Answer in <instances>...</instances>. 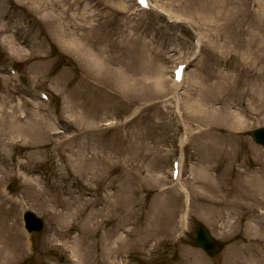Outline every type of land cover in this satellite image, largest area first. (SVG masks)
Returning a JSON list of instances; mask_svg holds the SVG:
<instances>
[{"label": "rangeland", "instance_id": "374dc122", "mask_svg": "<svg viewBox=\"0 0 264 264\" xmlns=\"http://www.w3.org/2000/svg\"><path fill=\"white\" fill-rule=\"evenodd\" d=\"M121 1L0 0V264H78L82 230L85 262L103 264L102 236L124 220L118 263L128 256L130 264H225L236 245L264 246V170L261 192L232 191L236 174L264 162L250 136L264 127V113H242L249 93L264 87V0H152L167 18L138 15L132 0ZM204 2L213 9L209 21ZM51 10L64 30L87 37V50L102 54L100 71L51 35L43 18ZM187 58L173 99L171 70ZM9 66L27 90L14 86ZM230 82L238 88H222ZM237 114L243 130L222 121ZM173 157L183 165L177 187ZM9 184L12 197L2 191ZM179 187L191 194L183 222L184 199L171 190ZM22 206L44 220L34 252ZM218 214L222 220L212 222ZM199 225L221 245L217 254L195 247Z\"/></svg>", "mask_w": 264, "mask_h": 264}, {"label": "bare ground", "instance_id": "6f19581e", "mask_svg": "<svg viewBox=\"0 0 264 264\" xmlns=\"http://www.w3.org/2000/svg\"><path fill=\"white\" fill-rule=\"evenodd\" d=\"M30 1L32 5H35V6L38 5V7L41 6L42 0H30ZM117 5L118 7H121V6H124V3L121 0H117ZM201 5H202L200 8V12L202 13L201 16L204 17L203 19L204 21L205 20L209 21L208 19L211 18L213 9L207 2L201 3ZM43 18H45V20H47L48 22L51 35L63 45L65 50L71 53L77 54L82 62L86 64H91V66L89 65L90 66L89 68H92V69H89V70L93 71L94 73L95 72L97 73V71H100L101 67H103V64L105 63L103 61L102 54L99 53V56L97 57V54L92 52V50L91 51L87 50V48L85 47V45L88 44V40L86 36L85 38H78L74 36L75 34L74 32L64 30L62 28L63 24H60L59 22L58 15H56V12L52 10L50 12L44 11ZM85 20L86 19H83V21ZM7 47L11 55H14L19 58L20 53H18V51L20 50L18 48L12 45L11 46L8 45ZM185 77H186V73H184L182 88L185 83ZM121 79L124 80V77H122ZM159 84L161 85V82H158L157 86ZM221 85H222V88H228V87L234 88L236 86L238 88L239 86L238 84H236V82L235 83L234 82L223 83ZM252 91L251 93H249L250 99L248 101V106L246 109H242V113H245L247 115V112H249V110H253L256 113H264V87H259V89L256 88L253 93ZM187 102H188L186 104L187 111H190L192 115H195L196 113L194 110V103L191 101L189 102V100ZM229 116L230 117H226L224 118V120H222L225 124L232 125V128L238 129V130H243L246 128V123H247L246 119L242 117L240 114L229 115ZM81 117L84 118V116L82 115ZM10 118H14V116ZM79 119H82V118H79ZM17 120L18 118L16 117V119L7 121V124L9 126H13L15 121ZM185 139L187 140V138ZM263 170H264V162H262V165L258 169H251V170L245 169V171H240L241 174L238 173L235 176L237 178V181L235 182V187L232 191H234V193H236L239 197H243L241 190L245 189L247 185H250L254 192H258V191L261 192L262 187H263V182L261 180L260 174H263ZM242 174H246V179L244 181L241 180V177L243 176ZM186 192L188 194L187 197H188L189 203H191V194L189 193L188 190H186ZM224 204H227L228 208L231 206V203H228V202ZM189 212H190V208L188 207L186 213L183 216V221L187 218V216L189 215ZM83 220L84 219L82 218L81 222ZM211 220L212 222L221 221L222 218L220 214H218V216L213 215ZM127 221L129 220H126V222ZM90 222L92 221L90 220ZM87 224L89 223L87 222ZM81 225L83 224L81 223ZM124 225H126L125 220L121 221V223H117L116 227L112 231L102 236V240L104 243V248H103V253H102L103 254V260H102L103 264H122V263L117 262V258L121 256V253L123 256L124 252H121V249H119L118 247H115V245H119L122 241H124V239L121 237L122 230H123V227L121 226H124ZM81 234L82 235L84 234L83 230L80 232L79 236L75 240V243L77 244V249H78V251H75V252H77V258L79 259L78 264H86V263L88 264L87 259L85 262L84 258H86L88 254L90 253V248L88 249L85 248V242L81 238ZM253 242L255 241H250L244 246L236 245L235 247L231 248L232 250L230 251L228 257L226 258L225 264H264V246L255 245Z\"/></svg>", "mask_w": 264, "mask_h": 264}, {"label": "water", "instance_id": "95a60500", "mask_svg": "<svg viewBox=\"0 0 264 264\" xmlns=\"http://www.w3.org/2000/svg\"><path fill=\"white\" fill-rule=\"evenodd\" d=\"M251 136L257 144L264 147V128L251 132ZM29 219L32 222L35 230L41 231L43 229V222L34 214H30ZM196 245L203 247L207 251L214 248L215 252L218 250V248L214 246V241L212 240L210 234L204 227H199L197 230Z\"/></svg>", "mask_w": 264, "mask_h": 264}]
</instances>
